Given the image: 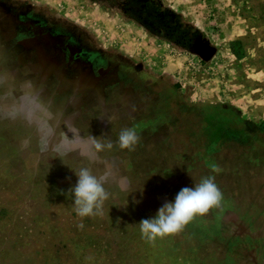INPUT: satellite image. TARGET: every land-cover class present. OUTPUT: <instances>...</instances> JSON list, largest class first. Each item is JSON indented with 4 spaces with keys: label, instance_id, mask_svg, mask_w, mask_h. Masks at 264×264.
I'll return each instance as SVG.
<instances>
[{
    "label": "rangeland",
    "instance_id": "rangeland-1",
    "mask_svg": "<svg viewBox=\"0 0 264 264\" xmlns=\"http://www.w3.org/2000/svg\"><path fill=\"white\" fill-rule=\"evenodd\" d=\"M209 175L219 205L142 233ZM0 264H264V0H0Z\"/></svg>",
    "mask_w": 264,
    "mask_h": 264
},
{
    "label": "clouds",
    "instance_id": "clouds-1",
    "mask_svg": "<svg viewBox=\"0 0 264 264\" xmlns=\"http://www.w3.org/2000/svg\"><path fill=\"white\" fill-rule=\"evenodd\" d=\"M75 131V130H74ZM138 140L134 128H123L118 135L121 148H131ZM97 149L103 145L93 141ZM112 141L107 142L111 147ZM77 180L72 185L73 202L80 216L99 213L108 196L102 180L87 167H81L76 173ZM223 192L211 175L201 177L198 182L182 186L172 199L160 204L154 215L142 218L141 231L149 240L156 236L180 231L193 217L205 213L209 208L220 204Z\"/></svg>",
    "mask_w": 264,
    "mask_h": 264
}]
</instances>
